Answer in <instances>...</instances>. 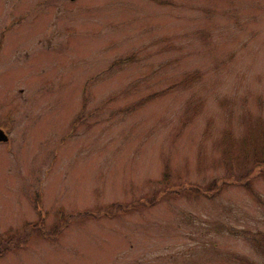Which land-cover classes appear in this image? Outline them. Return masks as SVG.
Listing matches in <instances>:
<instances>
[{
	"label": "rangeland",
	"instance_id": "rangeland-1",
	"mask_svg": "<svg viewBox=\"0 0 264 264\" xmlns=\"http://www.w3.org/2000/svg\"><path fill=\"white\" fill-rule=\"evenodd\" d=\"M0 129V264H264V0H0Z\"/></svg>",
	"mask_w": 264,
	"mask_h": 264
},
{
	"label": "trees",
	"instance_id": "trees-1",
	"mask_svg": "<svg viewBox=\"0 0 264 264\" xmlns=\"http://www.w3.org/2000/svg\"><path fill=\"white\" fill-rule=\"evenodd\" d=\"M167 181H168V178L167 177H165V180H164V182H166L167 183ZM178 188L179 187H177V188H175L174 190H175V192H178ZM185 189L186 190H191V191H194V193H198V192H201L202 194L203 193H208V192H211L210 190H208V192H204L203 190H201L200 188H192V187H185ZM169 190H170V187L167 185V187H166V189L162 192L163 194L164 193H168L169 192ZM210 195H212V194H210ZM112 210H115V211H118V210H122V208L119 206V205H114V207H113V209ZM31 229H34V226H31ZM11 241L10 240H8V241H6V243H4L5 245H8L9 246V243H10ZM0 246L2 247V244H0Z\"/></svg>",
	"mask_w": 264,
	"mask_h": 264
},
{
	"label": "water",
	"instance_id": "water-1",
	"mask_svg": "<svg viewBox=\"0 0 264 264\" xmlns=\"http://www.w3.org/2000/svg\"><path fill=\"white\" fill-rule=\"evenodd\" d=\"M7 139L8 138H7L6 134L0 129V142L4 143L7 141Z\"/></svg>",
	"mask_w": 264,
	"mask_h": 264
}]
</instances>
